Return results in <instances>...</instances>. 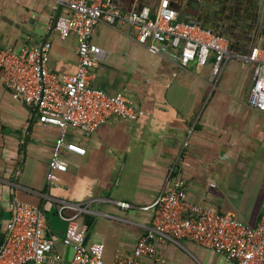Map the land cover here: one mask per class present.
Masks as SVG:
<instances>
[{
    "label": "crops",
    "instance_id": "0c3cea01",
    "mask_svg": "<svg viewBox=\"0 0 264 264\" xmlns=\"http://www.w3.org/2000/svg\"><path fill=\"white\" fill-rule=\"evenodd\" d=\"M159 1L112 0L125 12L156 8ZM233 1L183 0L176 8L179 12L189 6L185 17L207 18L225 3L227 11L219 13L225 17L232 15ZM64 13L52 0H0V45L18 49L49 42L51 70L73 74L78 67L77 37L62 38L53 29ZM239 13L231 25L243 33L232 37V49L247 53L264 47V37L257 41L243 37L264 27V4L250 16ZM179 18L185 21L180 12ZM93 43L103 55L92 69L91 85L124 94L140 106L141 113L136 121L108 120L90 137L69 131L68 138L82 143L87 153H67L68 171L55 174L57 186L49 185L47 176L60 130L40 124L35 112L7 88L0 71V248L10 202L17 198L45 211L46 234L56 239L68 263L72 249L62 244L68 224L59 217L57 205L105 199L90 204L78 222L88 228V244H105V263L113 264L118 252L131 254L146 235L152 215L140 208L154 201L173 171L174 177L185 180L189 202L257 225L264 211V112L248 103L254 66L231 60L214 85L213 57L204 67L192 63L182 68L139 44L128 22H100ZM116 202L131 206L124 209ZM159 249L164 264H226L223 256L189 240L182 245L160 243ZM192 254L201 262L196 263ZM146 263L162 264L152 259Z\"/></svg>",
    "mask_w": 264,
    "mask_h": 264
},
{
    "label": "built area",
    "instance_id": "2783aa9c",
    "mask_svg": "<svg viewBox=\"0 0 264 264\" xmlns=\"http://www.w3.org/2000/svg\"><path fill=\"white\" fill-rule=\"evenodd\" d=\"M65 13L58 16L53 29L62 37L76 35L78 67L73 74L51 70L52 44L8 48L0 45V71L7 88L20 102L28 105L38 122L60 130L49 162L48 183L57 186L55 174L68 171L67 153L86 155V147L68 138L77 130L90 137L108 120L136 121L140 106L122 93L111 94L91 85L92 69L99 64L103 50L93 43L100 22L116 25L128 22L137 32V42L155 55H163L186 68L194 63L206 66L213 57L211 81L216 85L231 60L252 64L253 79L249 105L264 112V47L244 53L231 48L230 40L201 25L179 18L176 5L183 0H160L156 8L145 6L125 12L112 0H52ZM61 202L59 217L68 226L62 239L72 249L68 263L57 249L54 237L47 236L45 211L20 199L10 202V219L5 241L0 248V264H106L105 244L87 242L88 228L78 218L89 212L90 204ZM122 208L131 205L116 202ZM151 212V225L133 252H118L113 264H148L146 259L166 263L160 243L182 245L189 240L223 256L226 264H264V211L257 225L238 220L232 213H219L187 200L186 182L170 173L154 201L140 208ZM72 213L69 214L67 211Z\"/></svg>",
    "mask_w": 264,
    "mask_h": 264
},
{
    "label": "water",
    "instance_id": "95a60500",
    "mask_svg": "<svg viewBox=\"0 0 264 264\" xmlns=\"http://www.w3.org/2000/svg\"><path fill=\"white\" fill-rule=\"evenodd\" d=\"M232 4V3H231ZM264 3H259V4H253V3H248L245 0H234L233 4L230 5L229 7L231 8V12L232 15L231 16H226L223 17L222 15H220L219 13H224L227 11L228 6L227 4H222L219 3V11L214 12L215 14L213 16L209 15L207 18H204L202 15H189L188 17H185L186 15V10L187 8H190L189 6H185V8H180V13L183 14V18L185 19V21L191 22V23H196L201 25L203 28L211 30L212 32H214L215 34L219 35V36H223L226 37L230 40V44H231V48H232V44H234L232 37H237V35H239V33H243V31H238V30H234V28H232L231 22L235 21L237 18V16L240 14L239 12H244V14H248V16H250V14L252 12H254V9L257 8H262ZM235 12V17L233 16V13ZM264 26V25H263ZM242 35L239 36V38H241ZM244 38H248L252 40H259L261 37H264V27H262L259 31L254 32L253 36H246L243 35ZM238 38V37H237Z\"/></svg>",
    "mask_w": 264,
    "mask_h": 264
},
{
    "label": "rangeland",
    "instance_id": "374dc122",
    "mask_svg": "<svg viewBox=\"0 0 264 264\" xmlns=\"http://www.w3.org/2000/svg\"><path fill=\"white\" fill-rule=\"evenodd\" d=\"M97 219H100V218L98 217ZM185 249H186V251H189V252H191V251H190L191 247H190V245H189V244H186V245H185ZM192 255H193V257L195 256L194 254H192ZM183 257L185 258V260L187 259V258H186V256H185L184 254H183ZM183 257H182V256H180V257H177V258H179V259L183 260ZM191 258H192V256H191ZM196 258H197L199 261H198V260H196ZM196 258L194 257V261H195L196 263H200V262H201V261H200V259H199L198 257H196ZM190 261H191V262H189V263H193V262H192V259H191ZM203 261H204V260H203ZM204 262H205V261H204ZM180 264H183V262H182V263H180Z\"/></svg>",
    "mask_w": 264,
    "mask_h": 264
}]
</instances>
